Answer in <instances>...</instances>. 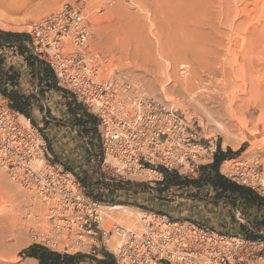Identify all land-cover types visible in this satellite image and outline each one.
<instances>
[{"label": "rangeland", "instance_id": "374dc122", "mask_svg": "<svg viewBox=\"0 0 264 264\" xmlns=\"http://www.w3.org/2000/svg\"><path fill=\"white\" fill-rule=\"evenodd\" d=\"M80 1L84 3L86 14L92 23V37L86 49L87 59L97 70L99 79L107 80L119 76L150 97L169 103L185 116L189 125L196 129L202 138L212 140L223 152L228 149L232 152L242 150L238 154L241 158L264 156V125L258 122L260 113L264 114V0H32L33 7L29 6L28 14L25 12L18 17L21 16L20 20L28 24L38 23L57 12L64 4ZM49 4L52 8L45 11ZM27 30L26 24L20 31L17 29L7 32L26 34ZM212 59L218 61L215 66L217 72H214L217 74H201V89L195 91V94L187 95L171 82L170 77L175 78L172 74L176 72L175 66L178 63H189L196 71H200L201 68H209ZM221 83H225V86L230 84L225 87L228 90L226 89L224 95L230 94V97L237 96V99L244 100L252 97L256 99L255 101L252 98L253 102L246 103L244 109L236 113L233 121L224 113V109L222 110L225 96L221 93L218 95ZM203 86L205 87L202 89ZM29 88V91H34L31 86ZM252 89L258 91L256 97L249 96L250 93L253 94ZM2 104L9 107V101L0 95V105ZM51 114L55 118L59 116L54 109ZM44 117V114L35 111L30 123L46 141L50 156L48 162L51 165H62L64 170L72 175L76 173L82 176L83 170L87 168L83 144L74 138V146L70 145L74 135L69 136V133H64L53 124L45 127L42 121ZM243 136L247 137L245 141ZM227 141L233 144L240 141L241 143L237 150H233L224 145ZM103 170L102 174L108 178L109 170ZM143 173L140 177L127 181L145 183L149 192L138 195L101 193L102 198L110 203L100 204L124 206L137 214L146 212L166 215L172 221L198 224L219 233L244 236L245 239L247 234L255 232L257 238L248 240L264 242V229L257 230L254 226L252 212L242 213L236 208L209 206L193 201L186 191L160 192L157 183L162 180V175L153 173L148 178L143 177ZM92 193L96 194V190L93 189ZM85 194L87 195L86 191ZM40 204L33 201L28 192L0 170V219L12 215L11 212L14 213L20 206L21 220L24 222V229L16 226L14 229L10 227L5 230L0 221V229L7 231L0 230V264H38L35 260L22 256L21 252L31 245H41L36 236L44 230H49L45 208ZM37 207L43 218L40 221L35 220L38 216L33 212ZM33 221L37 229L33 227ZM119 221H122L119 225L128 228H136L135 224L138 223L135 216L130 221H133L134 225L125 217ZM113 224L118 223L115 220L110 223L102 221L101 227L109 229ZM137 226L135 230L139 229L140 224ZM56 239L61 241L63 237L58 236ZM86 244L84 249L78 252L62 250L61 246L54 249L45 247L61 254L81 253L102 258L103 250L99 238L90 252L86 251L93 243L87 240Z\"/></svg>", "mask_w": 264, "mask_h": 264}, {"label": "built area", "instance_id": "2783aa9c", "mask_svg": "<svg viewBox=\"0 0 264 264\" xmlns=\"http://www.w3.org/2000/svg\"><path fill=\"white\" fill-rule=\"evenodd\" d=\"M26 34L27 47L49 66L57 85L97 118L99 168L101 173L109 170L108 179H135L153 170L147 165L196 178L199 167L212 163L216 143L202 138L169 103L119 76L99 79L87 59L92 23L82 1L64 4L29 25ZM20 118L0 105V170L44 206L49 230L36 236L41 246L78 252L91 240L90 252L99 238L101 249L116 264H264V242L166 215L143 212L138 230L119 224L102 228L103 204L88 197L62 165L48 162L46 141L29 119ZM219 173L264 197V156L227 158Z\"/></svg>", "mask_w": 264, "mask_h": 264}, {"label": "trees", "instance_id": "16d2710c", "mask_svg": "<svg viewBox=\"0 0 264 264\" xmlns=\"http://www.w3.org/2000/svg\"><path fill=\"white\" fill-rule=\"evenodd\" d=\"M27 34L7 32L0 29V95L9 101V108L30 121L36 112L44 114L43 124L47 127L53 124L56 127H67L74 131V137L89 148L84 149L86 169L83 175H73L84 186L87 196L99 203H110L102 198L101 193L114 195L116 193L145 194L149 188L145 183L120 182L106 178L100 171L101 162L100 138L97 131V118L87 112L73 96L57 85L55 76L49 66L34 56L26 43ZM9 52L25 63L28 69V83L34 91L22 93L21 73L12 64L7 63ZM57 92L68 118L62 121L52 116L47 104V95ZM242 150L223 152L217 146L211 164L199 167L196 178L181 177L174 172H168L162 167H151L162 175L157 183L160 192L170 190L186 191L188 197L209 206L222 208H236L242 213L252 212V222L255 227L264 228V197L259 196L252 189L239 186L227 180L219 173L220 163L232 157H237ZM96 190V194L92 191ZM255 212L258 216H255ZM242 228V226H241ZM243 229V228H242ZM244 231V229H243ZM247 239H256V234H247ZM259 239V238H258ZM27 259H33L38 264H116L110 254L101 251L102 258L77 253L74 255L61 254L47 247L34 244L21 252Z\"/></svg>", "mask_w": 264, "mask_h": 264}, {"label": "bare ground", "instance_id": "6f19581e", "mask_svg": "<svg viewBox=\"0 0 264 264\" xmlns=\"http://www.w3.org/2000/svg\"><path fill=\"white\" fill-rule=\"evenodd\" d=\"M225 1V0H224ZM252 1V0H251ZM257 1V0H256ZM31 2H32V0H0V29H2V30H5V31H15V30H21V28L23 27V26H26V24L29 26V25H31V23H27L26 21H24V20H20V17H18L19 15H21V14H23V13H25V12H27V10L30 8L29 6L31 5ZM189 2V1H188ZM227 2H228V0H227ZM35 3V2H34ZM255 3V2H254ZM263 3V2H262ZM33 4V3H32ZM219 4V3H218ZM253 4V3H252ZM174 6V5H173ZM31 7H33L32 5H31ZM218 7V6H217ZM260 7H262V4H261V6ZM49 8H52V5H48L47 6V8L45 9V11L46 10H49ZM243 8V7H242ZM229 9V8H228ZM262 9V8H261ZM214 10V9H213ZM230 10V9H229ZM30 11V10H29ZM28 11V12H29ZM28 12H27V14H28ZM257 14V13H256ZM258 15V14H257ZM257 15H255V17L257 16ZM262 15V14H261ZM248 16V15H247ZM246 16V17H247ZM260 15H258V17H259ZM226 17V16H225ZM239 17V16H238ZM252 17H253V11H252ZM17 18H19V19H17ZM229 18V17H228ZM257 18V17H256ZM255 18V19H256ZM28 19H29V17H28ZM250 19H251V17H250ZM249 19V20H250ZM264 19V18H263ZM30 20V19H29ZM33 20V19H32ZM225 20H227V19H225ZM253 20V19H252ZM34 21V20H33ZM198 21V20H197ZM203 21V20H202ZM202 21H201V23H202ZM207 22V21H206ZM249 23H250V21H249ZM209 24V23H208ZM241 24V23H240ZM227 25H228V23H227ZM255 25V24H254ZM253 25V26H254ZM256 27V26H255ZM264 28V27H263ZM239 30H240V27H239ZM242 30V29H241ZM264 31V30H263ZM242 32V31H241ZM255 32V31H254ZM259 31H257V33H258ZM260 33V32H259ZM234 35H236V36H238L237 34H234ZM240 37H242V36H240ZM243 39V38H242ZM248 48V47H247ZM246 51V50H245ZM245 53V52H244ZM243 56H244V54H243ZM256 56V55H255ZM242 57V56H241ZM246 58H247V56H246ZM261 59V58H260ZM209 60H211V59H209ZM217 60H218V57H217ZM216 59H212V61L209 63V68H201V70L200 71H196L194 68H192V66L189 64V63H186V62H182V63H178L176 66H175V73L174 74H172L175 78H171L170 77V79H171V82H173V84L174 85H176V87H178V88H180L182 91H184V93H187V95L188 94H195V91H197V90H199V89H201L199 86L201 85L200 83H199V81L200 82H203V81H201V79H200V76H201V74H203V73H206V75H213L214 74V72H217V70H216V68H215V66L217 65V61ZM256 61H257V59H256ZM262 62V61H261ZM225 63V62H224ZM228 59H227V65H228ZM236 63V62H235ZM264 64V63H263ZM221 65V64H220ZM241 66V65H240ZM255 66V65H254ZM174 67V66H173ZM247 67V66H246ZM223 68V67H222ZM221 69V68H220ZM220 69H218V70H220ZM258 69V68H257ZM223 71V70H222ZM241 71V70H240ZM248 71V70H247ZM219 72V71H218ZM242 72V71H241ZM261 72H263V71H261ZM228 73V72H227ZM248 73V72H247ZM217 74V73H216ZM216 74H214V75H216ZM220 74V73H219ZM249 74V73H248ZM247 74V75H248ZM208 76V77H209ZM228 76V75H227ZM207 77V76H206ZM207 77V78H208ZM225 77H226V74H225ZM258 77V76H257ZM210 78V77H209ZM208 78V79H209ZM230 79V78H229ZM252 79V78H251ZM224 80V79H223ZM216 83H217V81L216 80H214ZM221 81V80H220ZM222 82V81H221ZM230 82H232V81H230ZM226 83H228V82H226ZM253 83V82H252ZM211 84V83H210ZM220 84V83H219ZM225 83H221V87H218L219 88V92H218V95H219V93H221L222 95H224L225 93H226V89H225V87H227L228 85L230 86V84H228L227 86H225L224 85ZM250 85H251V83H250ZM218 86V85H217ZM205 86H203L202 87V89L204 88ZM258 88V87H257ZM251 89V88H250ZM228 90V89H227ZM254 89H252V91H253ZM203 91V90H202ZM207 91V90H206ZM251 91V92H252ZM201 92V91H200ZM209 92V91H208ZM249 92H250V90H249ZM248 92V93H249ZM258 91L257 90H255V91H253L252 93L253 94H249V96H251V95H253V96H257V93ZM197 93V92H196ZM202 93V92H201ZM205 93V92H204ZM216 93V92H215ZM244 93V92H243ZM242 93V94H243ZM198 94H199V92H198ZM259 94H260V92H259ZM258 94V95H259ZM213 95V94H212ZM200 96V95H199ZM221 96V95H220ZM225 96V100L222 102L223 103V108H222V110L224 109V113H227V115L232 119V121L234 120V117L237 115L236 113L238 112V111H240V110H242V109H244L243 107H244V105L246 104V103H249L250 101H252L251 99L253 98L252 96V98L251 97H249V98H251V99H247V100H244V99H242V98H239V99H237V96L236 97H230V94L229 95H224ZM223 96V97H224ZM232 96V95H231ZM192 97V95L190 96V98ZM202 97V96H201ZM204 97V96H203ZM207 97V96H206ZM214 97H216V95L214 96ZM213 97V98H214ZM219 97V96H218ZM189 98V99H190ZM197 98H198V96H197ZM205 98V97H204ZM210 98H211V96H210ZM209 98V99H210ZM192 99V98H191ZM208 98H206V100H207ZM219 99V98H218ZM196 100V99H195ZM194 100V101H195ZM213 100V99H212ZM220 100H222L221 98H220ZM253 100H255L256 101V99L255 98H253ZM209 101V100H208ZM211 102V101H210ZM220 102V101H219ZM253 102V101H252ZM258 102H259V99H258ZM261 103V102H260ZM219 105H222V104H220L219 103ZM247 105V104H246ZM198 106V105H197ZM203 107V106H202ZM260 108H261V106H260ZM213 113V112H212ZM209 114V113H208ZM261 114V116H260V118H259V120H258V122L261 124H263L264 125V114L263 113H260ZM213 115H214V113H213ZM243 115V114H242ZM20 117L26 122L27 121V119L26 118H24L22 115H20ZM240 117V116H239ZM238 118V117H237ZM236 118V119H237ZM258 118V117H257ZM237 120H239V119H237ZM240 121V120H239ZM242 123V122H241ZM239 127V126H238ZM263 127V126H262ZM254 129V128H253ZM261 129V128H260ZM259 129V130H260ZM264 129V127L262 128V130ZM257 133H259L260 134V132H257ZM263 133H264V131H263ZM243 138V140L244 139H247V137L245 136H243L242 137ZM228 139V138H227ZM242 141V140H241ZM241 141L240 142H238V143H236V144H233V143H230V142H224V145L225 146H230L233 150H237L238 148H239V146H240V143H241ZM245 141V140H244ZM151 174H153V173H151L149 170H145L144 171V173H143V177H148V176H150ZM151 177V176H150ZM149 178V177H148ZM147 178V179H148ZM12 186V185H11ZM17 205V204H16ZM40 206H41V204H40ZM17 207V206H16ZM42 207V206H41ZM19 208L21 209V207L19 206ZM19 208H16V211L14 212V213H12L11 212V214L12 215H10V216H3L4 218H1L0 219V221L2 222L1 223V225L3 226L2 228L3 229H5V230H8V228H12L13 227V229H14V227H16V226H19V227H21V229H24V228H22L23 226H24V222H22V220H21V211H20V209ZM43 208V207H42ZM44 209V208H43ZM101 216H102V220H103V223L104 222H111V220H115V221H117V223L118 224H120V222H122V221H119V220H121L122 219V217H125L126 219H127V221H129V223H130V221H131V219H132V217L133 216H135L136 217V219H137V224H142L143 222H142V220H141V218H142V215H141V213L140 214H137V213H133L130 209H128L127 207H120V206H114V207H111V206H102L101 207ZM29 211V210H28ZM35 211V212H34ZM41 211V210H40ZM33 212H34V215H35V213H36V215L38 216V218H36L35 220H37V221H40V219H43V218H41V216H40V213H39V210H38V207H37V209L36 210H34L33 209ZM23 216V215H22ZM43 217V216H42ZM29 218V217H28ZM27 218V219H28ZM30 219H32V217H30ZM30 219H29V222H30ZM124 219V218H123ZM133 220H135V219H133ZM28 221V220H27ZM36 221V222H37ZM126 222V221H125ZM135 222V221H134ZM26 223H28V222H26ZM133 223V221L130 223V224H132ZM39 224V223H38ZM45 225H46V222L44 223ZM137 224H135V227L137 228L138 226H137ZM32 225V224H31ZM104 225V224H103ZM132 225H134V223L132 224ZM36 226L37 225H35L34 226V221H33V227L34 228H36ZM47 226V225H46ZM107 226V225H106ZM18 227V228H19ZM130 228H131V226H129ZM0 229L2 232H7V231H3V229ZM38 228V227H37ZM36 228V229H37ZM40 228V227H39ZM136 228H133L132 227V229H136ZM20 229V230H21ZM27 230V229H26ZM25 230V231H26ZM29 230V229H28ZM2 234V233H1ZM10 234V233H9ZM3 235V234H2ZM1 238V237H0ZM61 240V239H60ZM2 243V242H1Z\"/></svg>", "mask_w": 264, "mask_h": 264}, {"label": "crops", "instance_id": "0c3cea01", "mask_svg": "<svg viewBox=\"0 0 264 264\" xmlns=\"http://www.w3.org/2000/svg\"><path fill=\"white\" fill-rule=\"evenodd\" d=\"M5 31V30H3ZM26 40H29L28 38V35H27V39ZM28 43V42H27ZM8 58H7V63L8 64H12L16 69H18L21 73V86H22V93L24 94H28L30 91L28 89L29 88V83H28V76H27V73H28V69L26 68L25 66V63L22 61V59L16 57V56H13L12 55V52H9L8 54ZM47 106L49 109H51V113H52V110L54 109L57 114H59V116H56L58 119L62 120V121H65L67 118H68V115L65 111V107L62 105V100L60 99V95L57 93V92H50L48 93L47 95ZM52 106V107H51ZM59 129L63 130L64 133H69V136L71 135V137L75 134L74 131L70 130L69 128L67 127H58ZM69 138V137H68ZM75 137L71 138L70 140V145H73L74 142H76V140L74 139ZM73 140V142H71ZM69 145V147H71ZM74 146V145H73ZM88 147L85 145L84 149ZM78 149V148H77ZM89 150V149H88ZM78 151V150H77ZM150 171V170H149ZM153 171V172H152ZM151 173H156L157 175H161V173L155 171V170H151L150 171ZM255 216L257 217L258 216V213L255 212L254 213ZM257 228V227H256ZM258 229H264V228H257ZM255 233V232H254ZM258 233V232H257ZM257 235V234H256ZM113 258V257H112ZM114 260V259H113ZM116 263V262H115Z\"/></svg>", "mask_w": 264, "mask_h": 264}]
</instances>
